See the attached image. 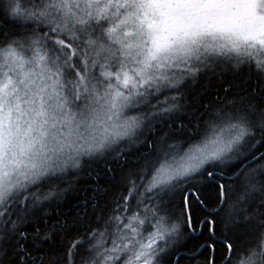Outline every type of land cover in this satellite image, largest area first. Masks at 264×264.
<instances>
[{
  "label": "snow or ice",
  "instance_id": "obj_1",
  "mask_svg": "<svg viewBox=\"0 0 264 264\" xmlns=\"http://www.w3.org/2000/svg\"><path fill=\"white\" fill-rule=\"evenodd\" d=\"M0 264H264V0H0Z\"/></svg>",
  "mask_w": 264,
  "mask_h": 264
}]
</instances>
